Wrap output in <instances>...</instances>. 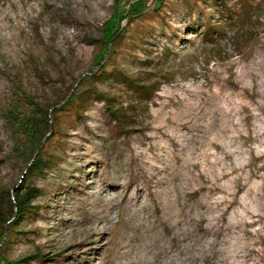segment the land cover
Listing matches in <instances>:
<instances>
[{"label":"rangeland","instance_id":"1","mask_svg":"<svg viewBox=\"0 0 264 264\" xmlns=\"http://www.w3.org/2000/svg\"><path fill=\"white\" fill-rule=\"evenodd\" d=\"M113 16L119 33L107 43ZM263 50L264 0H0V191L6 200L32 175L41 190L34 211L9 224L0 257L126 262L123 251L149 234L134 225L132 196L143 193V215L166 208L149 195L172 178L156 157L162 141L173 148L163 133H173L177 159L186 158L184 135L212 134L181 118L223 88L246 104L235 114L239 132L226 134L229 154L211 148L222 165L191 167L169 185L181 213L176 245L189 246L186 264H264V219L251 223L241 205L248 188L264 193V106L256 78L241 82ZM49 130L58 133L42 144L49 166L37 176L33 150ZM106 188L117 191L113 203ZM159 230L171 234L170 222Z\"/></svg>","mask_w":264,"mask_h":264},{"label":"bare ground","instance_id":"2","mask_svg":"<svg viewBox=\"0 0 264 264\" xmlns=\"http://www.w3.org/2000/svg\"><path fill=\"white\" fill-rule=\"evenodd\" d=\"M246 77H250L255 80L257 86L259 87V95L261 97L260 102H258L259 107L264 106V50L258 53L251 64L245 67V70L241 76L242 81ZM242 100L239 95L233 96V93H228L225 89L220 88L219 90L207 94L199 99L198 102L192 104V109L185 115V120L181 118L183 123L188 122V120H194L193 130L197 132H202L204 135L207 133L212 134V137H208L206 140L201 141L200 138L192 133L189 136H183V148L182 150L187 153V157L179 161L176 156L179 152L174 147L175 136L169 129L163 133V135L169 139L173 140V148L170 147L167 141H162L160 143V151L156 156L159 161L164 165V172L171 171L172 178L170 182L161 180L158 185L153 189H149V195L156 193L159 195L160 202L163 203L166 208L165 211L157 216L147 212L144 215L145 205L142 201L145 199L143 193L134 194L132 196V201L130 207L133 213V222L136 227L145 226L149 229L148 241L143 242L137 248L136 246H131L134 249L132 253L128 250L123 251V256L126 262H117L115 264H186L183 261V248L189 249V246L184 247L177 246L176 241L180 238V232L178 230L179 218L181 213L177 208L175 203L174 187L170 188L169 185H175L176 178L179 175L184 176V171L192 168L199 169L200 173H206L209 168L213 166L222 165L221 159L216 156V154L211 152V148L219 149L224 155L229 154L227 144L225 142L226 134L239 132L240 123L235 119V114L239 112V107L244 108ZM214 133V135H213ZM143 152V151H142ZM230 156V155H228ZM221 167L220 175L226 176L227 171L223 170ZM234 170V168H232ZM241 180L240 177L236 178V182ZM216 182V180H215ZM161 190H159V186ZM244 187L246 186L243 183ZM219 187L220 186H216ZM111 189H103V195L110 197V203L116 199L117 191L113 190L114 193L111 195ZM161 196H165L162 198ZM255 197L261 199V206L254 207L252 205L253 199ZM247 200L244 201L243 210H245L250 216L251 223H261L264 219V193L262 189H256L255 187H250L246 191ZM208 206V204L206 205ZM100 220L95 223V226L99 228ZM165 222H170L172 227L171 234H165L162 236L159 227L164 225ZM96 229V228H95ZM96 232V230H95ZM215 245L214 242L209 243V249ZM176 247V249H174ZM174 251L178 253L175 254ZM221 253V252H220ZM221 256V254H220ZM220 256L218 259H220ZM97 264H102L101 262ZM218 264H221L220 261Z\"/></svg>","mask_w":264,"mask_h":264},{"label":"trees","instance_id":"3","mask_svg":"<svg viewBox=\"0 0 264 264\" xmlns=\"http://www.w3.org/2000/svg\"><path fill=\"white\" fill-rule=\"evenodd\" d=\"M117 1L119 2L121 0ZM116 22L117 16H113L112 19L106 23L104 31L107 43H111L119 33V29L117 28ZM140 90L142 93L144 92L145 95L148 92H151L150 87L141 86ZM111 113L113 116H115L116 111L111 110ZM56 133H58L57 130L52 133L51 130H49L45 132L42 131L39 135L40 138L39 140H37V146H35L33 150V173L37 176L49 166V164L45 160H43V157H41L40 155L42 152V144L45 139H48L47 137L51 136L52 134L54 136ZM31 135H33V133H31ZM48 160L52 161L53 159L49 158ZM34 177L35 176L32 175L31 179L28 181L26 186L19 187L18 189H16L14 195L8 193V197L6 200H4V197L0 191V249L5 240L9 224L12 222V224H14L15 226L20 225L21 222L25 219V217L29 213H32L34 211L33 202L41 194V190L36 185H34ZM7 204H9V208H7ZM0 264H19V261L9 263L4 261L3 258L0 257Z\"/></svg>","mask_w":264,"mask_h":264}]
</instances>
